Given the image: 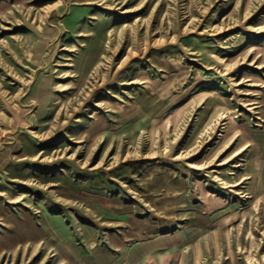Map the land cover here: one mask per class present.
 <instances>
[{"label": "rangeland", "instance_id": "1", "mask_svg": "<svg viewBox=\"0 0 264 264\" xmlns=\"http://www.w3.org/2000/svg\"><path fill=\"white\" fill-rule=\"evenodd\" d=\"M254 160L264 0H0V264H92L85 197L168 214L161 264H264Z\"/></svg>", "mask_w": 264, "mask_h": 264}, {"label": "crops", "instance_id": "2", "mask_svg": "<svg viewBox=\"0 0 264 264\" xmlns=\"http://www.w3.org/2000/svg\"><path fill=\"white\" fill-rule=\"evenodd\" d=\"M247 174L253 177L257 182L252 187V193L256 194V197L264 198V166L261 169H256L253 165L255 160L250 162ZM85 202H90L91 206H94V202H98L96 209L99 210L100 219L102 220V228L110 232L108 236H103L106 245L99 247L98 243L99 229L96 230L92 227H86L83 232L84 240L86 242L88 250H90L88 261L92 264H105L111 260V256L115 255L113 251L118 252L119 262H124L126 259L131 263H146L148 260H152L155 256L157 258V264H161L163 261V255L172 254L176 246H180L177 237L173 233H165L163 230L164 224L167 222L168 214H162L158 218L159 212L154 206L148 202L144 206L132 207L125 202H129L125 199L115 198H94L85 197ZM163 202H172L168 197L162 198ZM122 202V203H115ZM141 202V201H137ZM182 202H200L204 206H208L209 203H213L216 207H221V202H227L225 199L216 197L214 195L203 194V198H185ZM122 204V205H121ZM219 205V206H218ZM202 214L204 212H201ZM105 223H110L106 225ZM115 224V225H114ZM49 226L48 229L58 231L60 234L56 235L60 240L64 241V246L71 244L72 232L64 228L62 223L59 225H52V222H47L43 227ZM42 227V228H43ZM53 227V228H52ZM110 228V229H109ZM62 235V236H61ZM66 243V244H65ZM67 247V246H66ZM112 250V251H111ZM156 261V260H155Z\"/></svg>", "mask_w": 264, "mask_h": 264}]
</instances>
